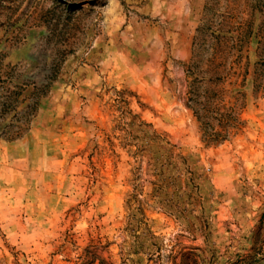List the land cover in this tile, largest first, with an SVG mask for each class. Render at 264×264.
<instances>
[{"label":"rangeland","instance_id":"rangeland-1","mask_svg":"<svg viewBox=\"0 0 264 264\" xmlns=\"http://www.w3.org/2000/svg\"><path fill=\"white\" fill-rule=\"evenodd\" d=\"M0 119V264H264V0H0Z\"/></svg>","mask_w":264,"mask_h":264},{"label":"trees","instance_id":"trees-1","mask_svg":"<svg viewBox=\"0 0 264 264\" xmlns=\"http://www.w3.org/2000/svg\"><path fill=\"white\" fill-rule=\"evenodd\" d=\"M215 60L212 61V63L214 64ZM198 98V97H197ZM208 102V104L210 103V98L209 100H206ZM208 104H203L202 105V109L204 110V112H209L210 111V107L208 106ZM195 106H197V101L190 105V108H194ZM199 120L201 121V119L199 118ZM4 121H2L0 119V131L2 132V138L6 139V140H12L16 137H20L22 132H23V129L21 128V126H18L16 131H13V129H11L12 127L10 125H4ZM21 125H23L24 123H20ZM220 136V135H218Z\"/></svg>","mask_w":264,"mask_h":264}]
</instances>
